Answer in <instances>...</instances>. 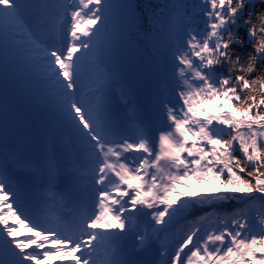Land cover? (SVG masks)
<instances>
[{
    "label": "snow or ice",
    "instance_id": "1",
    "mask_svg": "<svg viewBox=\"0 0 264 264\" xmlns=\"http://www.w3.org/2000/svg\"><path fill=\"white\" fill-rule=\"evenodd\" d=\"M0 264H264V0H0Z\"/></svg>",
    "mask_w": 264,
    "mask_h": 264
},
{
    "label": "trees",
    "instance_id": "2",
    "mask_svg": "<svg viewBox=\"0 0 264 264\" xmlns=\"http://www.w3.org/2000/svg\"><path fill=\"white\" fill-rule=\"evenodd\" d=\"M189 184H191V187L193 188V189H197V190H199V191H206L207 189L206 188H203V187H201V186H197L195 183H193V182H191V181H189L188 182ZM181 191H184V189H180Z\"/></svg>",
    "mask_w": 264,
    "mask_h": 264
}]
</instances>
